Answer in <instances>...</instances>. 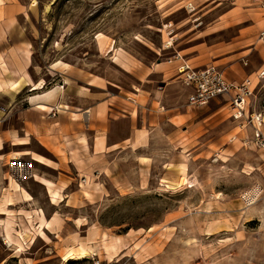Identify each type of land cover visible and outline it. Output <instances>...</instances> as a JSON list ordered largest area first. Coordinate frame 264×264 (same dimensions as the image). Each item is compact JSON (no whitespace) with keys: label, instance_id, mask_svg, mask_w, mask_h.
<instances>
[{"label":"rangeland","instance_id":"1","mask_svg":"<svg viewBox=\"0 0 264 264\" xmlns=\"http://www.w3.org/2000/svg\"><path fill=\"white\" fill-rule=\"evenodd\" d=\"M22 1L28 9L21 26L40 74L61 61L131 85L136 69L151 62H165V72L174 73L166 60L180 51L192 65H214L231 81L252 74L257 86L248 116L264 115V79L257 76L264 69V0ZM53 78L46 75L47 86ZM181 84L167 96L188 118L152 130L148 153H122L116 175L101 185L70 170L61 187L71 181L69 192L78 195L67 201L56 190L50 198L41 182L55 179L57 170L34 160L35 153L7 155L6 146L0 213L16 215L5 206L18 203L24 214L0 215V264H264V145L249 117L231 116L227 99L189 107L191 90ZM31 148L40 150L35 141ZM146 165L148 184L130 183L127 176L144 175ZM41 210L54 216L45 236ZM81 246L90 255L64 260ZM125 246L127 254L120 253Z\"/></svg>","mask_w":264,"mask_h":264},{"label":"crops","instance_id":"2","mask_svg":"<svg viewBox=\"0 0 264 264\" xmlns=\"http://www.w3.org/2000/svg\"><path fill=\"white\" fill-rule=\"evenodd\" d=\"M25 3L22 0H0V152L6 153V146H10L7 155L12 151L18 156L34 153L43 156L48 161L46 166L57 170L58 176L55 179L42 178L41 182L50 198L56 199L60 194L64 202L78 195L75 191L69 192L71 181L61 187L70 170L76 169L79 172L76 174L85 177V181L90 179L98 185L108 176L112 180L111 176L116 175L113 171L117 168L115 162L120 163L122 153H148L152 130L165 124L177 126L174 120L187 119L188 113L170 105L167 93L179 80L174 65L170 64L174 73L165 72V62L138 67L136 82L131 85L119 84L103 74L61 61L53 62L46 68V73H38L33 43L21 26L28 9ZM113 50L112 45L108 51L112 53ZM114 61L124 64L118 55ZM61 64L67 66L58 69ZM46 75L55 76L49 86ZM248 76L252 77V74ZM23 83L25 86L20 91L13 90H18ZM182 86V90L189 92V87ZM185 98L189 106L188 94ZM34 141L40 150L31 148ZM105 158L108 159L107 166L103 162ZM144 170V175L139 172L136 177L127 176L130 183L148 184V165ZM182 179L175 182L182 183ZM44 180L52 182V194L51 185L46 186ZM25 201L29 203L31 199L25 198ZM17 204L5 206L7 211H16V215H0L4 219L21 216L24 214L20 210L22 205L18 207ZM32 217L33 222L39 224L40 220ZM53 219L54 216L48 219L45 216L49 225H44L43 230L51 226ZM10 234L8 232V237ZM129 248L125 246L120 253L127 254Z\"/></svg>","mask_w":264,"mask_h":264},{"label":"built area","instance_id":"3","mask_svg":"<svg viewBox=\"0 0 264 264\" xmlns=\"http://www.w3.org/2000/svg\"><path fill=\"white\" fill-rule=\"evenodd\" d=\"M260 39L264 40V29L260 33ZM166 62L175 66L179 82L191 89L188 95L189 106L202 108L215 99H227V104L232 111L231 116L235 119L249 117L255 129L257 140L264 145V133L261 129L264 122L263 113H252L248 116V106L257 86L254 85L251 76L240 82L231 81L214 65H192L190 60L180 51L169 56ZM257 76L258 80L264 79V70L260 71Z\"/></svg>","mask_w":264,"mask_h":264},{"label":"bare ground","instance_id":"4","mask_svg":"<svg viewBox=\"0 0 264 264\" xmlns=\"http://www.w3.org/2000/svg\"><path fill=\"white\" fill-rule=\"evenodd\" d=\"M62 63V62H61ZM67 66V65H66ZM6 84V83H4ZM43 86V85H42ZM39 87V86H38ZM33 159H36V161H38L39 163H43V164H47L48 161L43 157V156H40V155H34V158ZM45 181V180H44ZM45 183L47 185H51L50 182L48 181H45ZM44 225H49V223H47V221L45 220V213L44 211L42 210L41 211V224H40V233L45 236V232L43 230V227H45ZM9 239L11 241H13V238L11 236H9ZM90 255V250L88 248H86L85 246H81L79 250H74V249H71L68 253H66L65 257H64V260H69V259H72V258H76V257H79V258H84L86 256Z\"/></svg>","mask_w":264,"mask_h":264}]
</instances>
